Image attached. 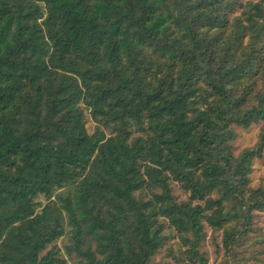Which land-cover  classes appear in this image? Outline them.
<instances>
[{
  "label": "trees",
  "instance_id": "1",
  "mask_svg": "<svg viewBox=\"0 0 264 264\" xmlns=\"http://www.w3.org/2000/svg\"><path fill=\"white\" fill-rule=\"evenodd\" d=\"M263 152L264 0H0V264H236Z\"/></svg>",
  "mask_w": 264,
  "mask_h": 264
},
{
  "label": "rangeland",
  "instance_id": "2",
  "mask_svg": "<svg viewBox=\"0 0 264 264\" xmlns=\"http://www.w3.org/2000/svg\"><path fill=\"white\" fill-rule=\"evenodd\" d=\"M97 125L89 117L88 129L92 131ZM260 124L254 123L247 129L236 127L237 136L231 142L233 152L239 153L244 147L251 146L255 143L258 137ZM250 185L252 187L262 186L264 188V152L260 157H255L251 163L250 172ZM173 193L184 198L182 190L179 185L172 184ZM252 227L253 231L248 233V237L236 243L233 253L236 256V264H264V237H259L264 232V212H256L253 218ZM168 238L164 244L157 251L152 264L165 263L166 261L171 264H186V255L180 256V246L178 243V237H174L171 232L166 230ZM173 236V237H172ZM241 243V244H240ZM67 236L63 235L57 240V246L63 252V256L68 259L66 255ZM183 246V245H182ZM185 249L186 247H182ZM198 249L207 257V264H222L224 261L225 248L222 244V230L213 231L210 228H205L204 238L201 240Z\"/></svg>",
  "mask_w": 264,
  "mask_h": 264
}]
</instances>
